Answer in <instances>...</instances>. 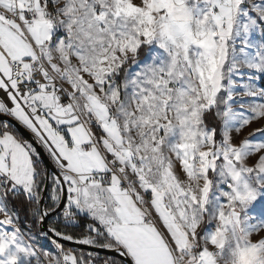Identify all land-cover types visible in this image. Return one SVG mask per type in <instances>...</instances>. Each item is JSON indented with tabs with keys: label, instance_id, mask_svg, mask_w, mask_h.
<instances>
[{
	"label": "snow or ice",
	"instance_id": "snow-or-ice-1",
	"mask_svg": "<svg viewBox=\"0 0 264 264\" xmlns=\"http://www.w3.org/2000/svg\"><path fill=\"white\" fill-rule=\"evenodd\" d=\"M0 264H264V0H0Z\"/></svg>",
	"mask_w": 264,
	"mask_h": 264
},
{
	"label": "rangeland",
	"instance_id": "rangeland-1",
	"mask_svg": "<svg viewBox=\"0 0 264 264\" xmlns=\"http://www.w3.org/2000/svg\"><path fill=\"white\" fill-rule=\"evenodd\" d=\"M255 126V125H254Z\"/></svg>",
	"mask_w": 264,
	"mask_h": 264
}]
</instances>
